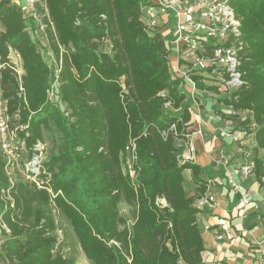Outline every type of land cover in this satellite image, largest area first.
I'll return each mask as SVG.
<instances>
[{
  "label": "trees",
  "instance_id": "16d2710c",
  "mask_svg": "<svg viewBox=\"0 0 264 264\" xmlns=\"http://www.w3.org/2000/svg\"><path fill=\"white\" fill-rule=\"evenodd\" d=\"M42 2L43 33L59 63L55 101L49 96L52 68L28 31L27 12L14 0H0V90L10 122L27 125L18 133L28 147L44 142L46 132H56L43 161L51 191L23 180L10 183L0 152V216L8 228L0 239V264H74L61 251L56 218L67 224L91 264H98L95 257L101 254L92 249L88 222L100 223L104 234L114 222L122 227L129 264H207L195 202L207 191L208 179L200 176L199 164L179 158L192 131L188 94L181 87L183 77L170 70L160 28H148L141 19L144 0ZM230 5L240 19L246 84L229 99L217 85L197 88L218 96L216 111L222 117L221 102L248 111L239 124H255L248 147L254 180L263 187L264 0H230ZM104 41L109 50L102 48ZM11 50L19 54L20 73ZM199 72L191 78L210 79ZM133 138L134 181L122 167L124 147ZM184 169L195 184L191 194ZM4 188L13 206L2 199ZM121 201L134 204L129 228L117 214Z\"/></svg>",
  "mask_w": 264,
  "mask_h": 264
},
{
  "label": "built area",
  "instance_id": "2783aa9c",
  "mask_svg": "<svg viewBox=\"0 0 264 264\" xmlns=\"http://www.w3.org/2000/svg\"><path fill=\"white\" fill-rule=\"evenodd\" d=\"M35 1L39 0H24V4L21 0H14L25 11L26 7H30L29 15L33 14ZM141 19L148 28L155 26L160 28L169 54L174 51L176 67L171 72L174 77L177 74L183 77L181 87L191 100L198 98L196 90L197 84L200 83L217 85L219 92L225 94L228 99L232 92L246 84L243 71L240 69V51L243 48V43L238 38L240 19L230 5V0H144ZM163 28L166 30L162 31ZM191 53H195L196 58L187 61L184 55ZM10 57L11 62L16 66V71L20 73L19 54L11 50ZM207 68H210L208 72L213 74L214 78L203 82L191 78V73L194 71H205ZM58 71L59 63L56 62L52 70L54 79L52 82H56ZM52 82L49 95L53 92ZM185 82L190 86L189 91L184 88ZM221 104V111L225 117L220 113H216L213 117L217 122L222 123L217 130L222 141L210 150L213 164L221 168L220 175L216 179L208 180L207 191L195 203L199 209L206 207L212 210L216 201L214 194L208 189L210 185H219L238 193L240 210L243 213L247 208L259 212L264 210V196L259 197L255 189L243 184L249 177L254 178V161L248 142L252 134L250 131L254 129L255 124L250 122L248 128L241 127L239 123L246 121L248 111L235 110L231 104H223V102ZM188 109L191 111L190 106ZM10 120L6 100L2 98L0 90V152L9 182L28 181L37 188L51 191L48 187V175L43 166L46 157L44 142L37 140L31 147L26 146L25 140L18 132L24 130L27 125H12ZM170 128L174 130V125L172 124ZM187 136L189 141L179 155L181 162H193L195 159L194 144L191 142L190 134ZM226 144L233 148L226 149ZM124 152L123 170L134 181L136 176L134 138L126 143ZM262 180L264 181V177ZM1 197L13 206L9 188L1 190ZM217 224L222 229V233L217 234L219 239L224 237L223 235L227 238L232 237L226 218L220 217ZM203 229H208V226L205 225ZM3 231L8 232V228L0 216V239L4 236ZM207 255L208 253L203 251L202 258L209 264ZM258 264H264V252L260 254Z\"/></svg>",
  "mask_w": 264,
  "mask_h": 264
},
{
  "label": "crops",
  "instance_id": "0c3cea01",
  "mask_svg": "<svg viewBox=\"0 0 264 264\" xmlns=\"http://www.w3.org/2000/svg\"><path fill=\"white\" fill-rule=\"evenodd\" d=\"M165 30L166 28L162 29V31ZM173 52L172 50L169 54L170 70L172 71L176 67ZM184 88L190 90L187 82L184 83ZM196 93L198 98L196 100L189 98L188 101L191 108L188 129L192 130L189 134L195 147L193 162L201 166L200 176L202 178L216 179L221 170L215 169L216 166L213 164L210 150L211 147L222 141L217 131L222 123L217 122L213 117L217 113L216 110L219 109L216 102L218 96L215 93L209 94L206 89L199 87ZM166 108L168 109V105ZM221 108L220 105V110ZM249 143L250 146L253 143L251 137ZM225 148L231 149L233 147L226 144ZM182 175L186 182L193 183L189 169H184ZM244 183L245 186L257 190L259 197L264 196L262 192L264 187L259 186L254 178L252 180L247 179ZM193 185L195 187V184ZM208 190L214 194L216 205L212 210L200 207L201 211L196 215V221L205 242L204 251L208 253L207 262L209 264H258V262L256 263L255 252H258V255L264 252V211L258 212L252 208H247L243 213L240 210L238 193L226 186L210 185ZM160 202L165 205L163 199ZM195 205L197 206L196 203ZM220 217L228 220L229 232L232 237L227 238L225 235L220 239L217 237V234L222 233V229L217 224ZM205 225L208 226L206 230L203 229ZM251 252H254L252 258L250 257Z\"/></svg>",
  "mask_w": 264,
  "mask_h": 264
},
{
  "label": "rangeland",
  "instance_id": "374dc122",
  "mask_svg": "<svg viewBox=\"0 0 264 264\" xmlns=\"http://www.w3.org/2000/svg\"><path fill=\"white\" fill-rule=\"evenodd\" d=\"M21 3L24 4V0H21ZM43 7L44 4L42 0L35 1V6L31 12L30 7H26V24L29 33L33 38H35L39 42V49L42 53L44 60L49 63L52 70L56 66V60L53 56V53L50 51L47 41L45 39V35L43 33L44 24H43ZM102 48L105 50H109V43L104 41ZM174 53V52H173ZM174 55V54H173ZM185 59L187 61H193L196 58L195 53L185 54ZM171 68V67H170ZM172 71V70H171ZM204 75L206 74L209 78H214L213 74H210L208 71H204ZM52 81L54 79L52 78ZM53 84L55 82H52ZM50 99L55 101V97H53V92L49 95ZM189 101V98H188ZM56 138V132H46L44 134V144L47 147V150L52 146V141ZM48 153V152H47ZM261 155H264V152H260ZM47 156V155H46ZM216 166V165H215ZM215 169L217 171L221 168L216 166ZM252 177H249L248 180H252ZM194 183L185 182V189L187 193L191 194L194 190ZM245 185V183L243 182ZM264 187V186H263ZM264 189V188H263ZM256 192H258L256 190ZM264 193V190L262 191ZM262 204V202H261ZM118 216H121L126 221V227L129 228L134 216V204L126 201H121L118 204ZM59 224L57 228L58 240L61 241V251L64 255L70 256L74 260V264H91L90 259L85 255L81 248L80 242L71 232L69 227L63 221H60L59 218H56ZM113 225L110 228V232L103 233L101 229L100 223L97 222H88L85 226V231L93 240L92 249L94 252H98L101 255H97L95 260L98 264H129L130 257L128 254V250L125 247L122 236L120 235V231L122 227L118 223H112ZM129 230V229H128ZM104 234V235H103ZM57 247V246H56ZM55 247V248H56ZM96 247L99 248V251H96ZM253 253L251 252L250 257H253ZM256 263L258 262V252H255ZM258 255V256H257Z\"/></svg>",
  "mask_w": 264,
  "mask_h": 264
}]
</instances>
